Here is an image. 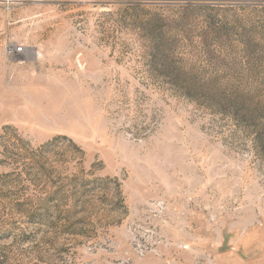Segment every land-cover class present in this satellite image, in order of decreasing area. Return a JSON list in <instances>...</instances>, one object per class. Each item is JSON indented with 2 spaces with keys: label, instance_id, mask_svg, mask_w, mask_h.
Instances as JSON below:
<instances>
[{
  "label": "rangeland",
  "instance_id": "obj_1",
  "mask_svg": "<svg viewBox=\"0 0 264 264\" xmlns=\"http://www.w3.org/2000/svg\"><path fill=\"white\" fill-rule=\"evenodd\" d=\"M0 264H264V0H0Z\"/></svg>",
  "mask_w": 264,
  "mask_h": 264
},
{
  "label": "crops",
  "instance_id": "obj_2",
  "mask_svg": "<svg viewBox=\"0 0 264 264\" xmlns=\"http://www.w3.org/2000/svg\"><path fill=\"white\" fill-rule=\"evenodd\" d=\"M231 248V244L230 242L228 241H224L221 245L217 246L216 249H214L213 252H216V253H223L225 252L226 250H229Z\"/></svg>",
  "mask_w": 264,
  "mask_h": 264
},
{
  "label": "built area",
  "instance_id": "obj_3",
  "mask_svg": "<svg viewBox=\"0 0 264 264\" xmlns=\"http://www.w3.org/2000/svg\"><path fill=\"white\" fill-rule=\"evenodd\" d=\"M24 48L23 47H17V46H14L13 49H12V53L13 54H17V53H20L21 51H23Z\"/></svg>",
  "mask_w": 264,
  "mask_h": 264
}]
</instances>
